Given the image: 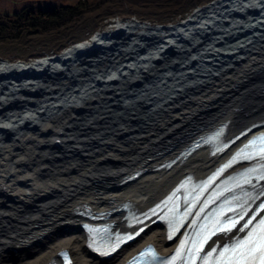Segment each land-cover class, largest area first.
<instances>
[{"label": "bare ground", "instance_id": "bare-ground-1", "mask_svg": "<svg viewBox=\"0 0 264 264\" xmlns=\"http://www.w3.org/2000/svg\"><path fill=\"white\" fill-rule=\"evenodd\" d=\"M136 27L118 24L29 65L0 62V112L8 110L0 118V264H65L62 250L70 264H122L146 244L168 259L196 211L183 226L121 217L152 207L183 179L196 210L243 181L248 202L261 199L264 160L235 157L264 146V0H216L177 25ZM79 60L83 79L73 74ZM39 92L45 99L36 103ZM15 95L29 99L7 97ZM26 104L33 108L18 113ZM22 155L36 171L21 167ZM101 212L108 220L92 217ZM111 222L139 235L105 255L96 226L111 233Z\"/></svg>", "mask_w": 264, "mask_h": 264}, {"label": "trees", "instance_id": "trees-1", "mask_svg": "<svg viewBox=\"0 0 264 264\" xmlns=\"http://www.w3.org/2000/svg\"><path fill=\"white\" fill-rule=\"evenodd\" d=\"M24 2L26 0H13ZM34 4L23 5V8H16V16L8 13L0 14V54L17 51V59H22L23 54L33 44H45L36 49L35 55L29 54L27 60L45 56L47 44L52 41L58 47L61 40L70 43L80 42L85 36H78V32L87 29L88 35L93 33L89 27H104V24L113 22L117 16L137 15L140 18H147L151 14L152 21L163 25L174 23L192 12L196 5H204L209 0H40ZM184 1H187L184 4ZM177 14L174 13L175 6H181ZM171 9V10H170ZM166 12L168 17L163 13ZM151 21V22H152ZM74 34V35H73ZM36 44V45H37ZM60 48V47H58ZM58 49H54V52ZM24 61H27L23 59Z\"/></svg>", "mask_w": 264, "mask_h": 264}, {"label": "rangeland", "instance_id": "rangeland-1", "mask_svg": "<svg viewBox=\"0 0 264 264\" xmlns=\"http://www.w3.org/2000/svg\"><path fill=\"white\" fill-rule=\"evenodd\" d=\"M214 1H216V0H209L208 2H206V4H204V5H196L197 7H195V9H193L192 10V12H190L189 13V15H187V16H185V18H182V19H180V20H178V21H176V22H174V23H170V24H166V25H163V24H161V23H159V22H155V21H152L153 19H155V18H152L151 17V14H147V18H145V19H143V18H140L139 16H137V15H130V16H117V18H115V19H113L114 21L113 22H111V23H109V24H104L105 26L104 27H99V28H97V29H95V27H89V28H91V29H93V33L92 34H90V35H88V31H86L87 29H84L83 31L84 32H78V35H76V37H78V36H85L83 39L81 38L80 39V41H82V42H86V41H90L91 39H93L96 35H98V34H100V33H104V32H106V31H108V30H110V29H113L114 27H116L118 24H124V25H126V24H132V23H136V24H138L139 25V27H136V28H134V29H130L131 31H133V32H136V33H140V32H142V31H144V29L142 28V26H145V25H148V26H151V27H163V28H166V27H169V26H173V25H177V24H179V23H181V22H183V21H185V19L187 20V19H189L191 16H192V14H194L197 10H199V9H202V8H204V7H207V6H209V5H211V3H214ZM41 1L40 0H26V1H24V2H22V1H20V2H14L13 0H0V14H4V13H8V14H10L11 16H16V13H17V11H19V10H21L22 8H23V5L25 6V5H28V4H34L35 6H37L39 3H40ZM187 1H184V4L186 3ZM16 5H19L20 7L19 8H21V9H19V8H16L15 6ZM176 8L173 10L174 11V13L175 14H177V12L178 11H180V9H181V7H182V5L181 6H175ZM171 10V9H170ZM165 14V17H168V14L166 13V12H161L160 13V16H162V14ZM152 21V22H151ZM74 35V34H73ZM71 38H75L74 36H68V39H67V41H65V40H61V42H59V46L58 47H60V48H58V47H56V43H54L53 41L51 42V43H49V44H47V46H46V48H48L49 50L48 51H45L44 49H43V52H45V56H43V57H41V58H45V57H56V56H58V55H61V54H63L66 50H68L69 48H71V47H73L74 45H76V44H78V43H81V42H78V40L76 41V42H72V43H70V40H71ZM37 44V43H36ZM33 44L32 45V47L30 48V49H28L25 53H27V54H23L22 55V59H17V58H19L18 57V55H19V53L17 52V51H13V52H8V54L7 53H3V54H0V62H9V63H14V64H22V65H29V64H31V63H33V62H35V60H38V59H40V57L39 58H35V59H33V60H27V59H29V57H27L29 54H32V55H35V53H36V49H38L39 47H45V46H42V45H45V44ZM58 49V52H54V49ZM106 59H105V62H104V65H108L109 64V60H110V57H109V55H105L104 56ZM125 57V54L123 53V55H120L119 56V58H124ZM23 59H25V60H27V61H24ZM84 64H85V62H83V60H79V61H76L75 62V66L76 67H74V69H77V70H80V71H78L77 73L76 72H74L73 74H74V78L75 79H83V76H88V74H87V72H88V69L87 70H85V72H82V70H81V68L84 66ZM61 67L60 68H63V66L62 65H60ZM64 67H65V65H64ZM102 67V66H101ZM95 69H96V67H95ZM95 69H92V70H95ZM80 73V75L79 76H77L76 74H79ZM84 73V75H81V74H83ZM86 73V74H85ZM211 73H213V72H208V74H211ZM217 74H220V71L219 72H217ZM69 81V80H68ZM54 81H52V83H53ZM64 82H67V80H65ZM0 85H2V84H0ZM54 88H58V87H60V85H56V86H53ZM31 88L32 87H27V91L26 92H30L31 91ZM35 89H33V92H36V91H34ZM8 97V99H10L11 101H13V99H29V96H23V97H21L20 95L18 96V95H15V96H13V97H10V96H7ZM5 99V96L3 95V96H1L0 97V100H2V101H5L4 99ZM7 99V100H8ZM45 99V96H43V94H42V92H39L38 94H36L35 96H34V100H35V102L36 103H41V101H43ZM19 104V103H18ZM34 104V103H33ZM99 105H102L101 103H99ZM89 106H92L93 107V105H89ZM13 106L11 105L9 108H12ZM27 108H33V105L32 104H26L25 106H20L19 108H18V113H22L23 111H25ZM257 108V107H256ZM14 110H15V107H14ZM8 113V110H6V111H4V112H0V118H2V119H7L6 117H7V114ZM10 113V112H9ZM12 113V112H11ZM218 114H220V113H218ZM248 116H250V115H248V114H246V116L244 117V118H248ZM243 118V119H244ZM241 119H242V117H241ZM240 119V120H241ZM205 123H207V122H205ZM204 122L202 123V125H204L205 124ZM198 123H196V125H197ZM200 125V124H199ZM205 127V126H204ZM201 128H203V126L201 127ZM24 129H26V128H24ZM200 129V128H199ZM16 131H25V130H23L22 128L21 129H19L18 128V130H16ZM6 132L7 133H5L4 135L5 136H9V134H11V130H6ZM18 139H20V137H17ZM29 146H31V145H29ZM24 147H25V145H24ZM21 160H23V161H25V165L24 166H21V167H24V168H27L28 167V170H29V168H30V172L31 173H33L34 171H36L37 170V167H35L34 165H32V167H31V165L30 164H28V162L26 161L27 159H29V157H27L26 155H22L21 157H19ZM13 162H15V161H13ZM13 162H7L8 164H13ZM5 163H6V161H5ZM17 163H15V165H13L12 166V169L11 170H13V168H18V167H20L19 165H16ZM30 165V166H29ZM18 166V167H17ZM139 171V170H138ZM138 171H136V174L135 175H137V174H139L140 172H138ZM138 172V173H137ZM131 176L132 175H130L129 176V178H131ZM129 178H127V179H129ZM136 183V182H135ZM134 183V184H135ZM133 184V185H134ZM130 188H132V187H129V190H130ZM118 206V205H117ZM124 206V204H120L119 206H118V208L121 210L122 208L121 207H123ZM150 208V207H149ZM127 209V208H126ZM125 209V210H126ZM148 208H146L145 210H147ZM131 210H135V209H131ZM105 212L107 213L108 212V210H105ZM105 212H101V214H99V216H103L105 219H107L108 218V216H104V215H107ZM96 213V212H95ZM104 213V214H103ZM123 217H121L123 220H127L126 218H127V215H126V213L125 214H123L122 215ZM161 224H164V223H161ZM15 239H16V242H19V241H23V239L24 238H20V237H15ZM141 249V248H140ZM139 249V250H140ZM19 252H23V251H19ZM61 252V251H60ZM18 253V252H17ZM16 252H14L13 253V256L14 255H16L17 254ZM56 255H59V253L58 252H56L55 253ZM134 254V253H133ZM12 256V257H13Z\"/></svg>", "mask_w": 264, "mask_h": 264}, {"label": "snow or ice", "instance_id": "snow-or-ice-1", "mask_svg": "<svg viewBox=\"0 0 264 264\" xmlns=\"http://www.w3.org/2000/svg\"><path fill=\"white\" fill-rule=\"evenodd\" d=\"M253 143L255 144V142ZM262 143H264V138H262ZM259 151L264 153V148H260ZM262 158H264V156H262ZM261 178L264 179V177ZM217 223L219 224V227L216 229L217 231L226 230L228 227L227 223L221 224L219 221H217ZM260 225H264V220L260 221ZM243 227H247V225ZM241 230H243V228H241ZM193 247L196 248L197 252L200 250L197 247L196 241H193ZM177 255H179V252ZM212 255L213 253L209 252L206 256L200 257V259L206 261L208 257ZM233 257H235V259H233ZM191 258L193 264H195L197 259L196 254L193 253ZM256 261H259V264H264V235L256 234V229L253 228L247 234L246 239L238 240L231 248H225L220 252H216L212 264H256Z\"/></svg>", "mask_w": 264, "mask_h": 264}]
</instances>
